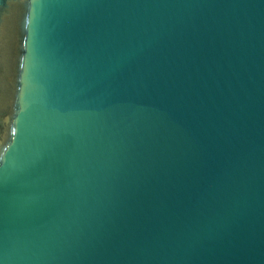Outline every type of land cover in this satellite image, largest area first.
<instances>
[{
  "label": "water",
  "instance_id": "obj_1",
  "mask_svg": "<svg viewBox=\"0 0 264 264\" xmlns=\"http://www.w3.org/2000/svg\"><path fill=\"white\" fill-rule=\"evenodd\" d=\"M0 264H264V0H0Z\"/></svg>",
  "mask_w": 264,
  "mask_h": 264
}]
</instances>
